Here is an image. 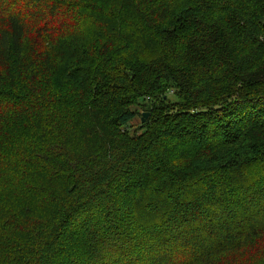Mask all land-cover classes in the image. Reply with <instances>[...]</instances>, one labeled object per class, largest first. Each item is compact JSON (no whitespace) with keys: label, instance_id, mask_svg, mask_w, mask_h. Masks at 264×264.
I'll list each match as a JSON object with an SVG mask.
<instances>
[{"label":"trees","instance_id":"16d2710c","mask_svg":"<svg viewBox=\"0 0 264 264\" xmlns=\"http://www.w3.org/2000/svg\"><path fill=\"white\" fill-rule=\"evenodd\" d=\"M0 264H264V0H0Z\"/></svg>","mask_w":264,"mask_h":264},{"label":"rangeland","instance_id":"374dc122","mask_svg":"<svg viewBox=\"0 0 264 264\" xmlns=\"http://www.w3.org/2000/svg\"><path fill=\"white\" fill-rule=\"evenodd\" d=\"M140 122H141V115L138 114L137 117L134 119L133 124L138 125V123H140Z\"/></svg>","mask_w":264,"mask_h":264},{"label":"water","instance_id":"95a60500","mask_svg":"<svg viewBox=\"0 0 264 264\" xmlns=\"http://www.w3.org/2000/svg\"><path fill=\"white\" fill-rule=\"evenodd\" d=\"M148 116H149V113L148 112H144L143 114H142V122H145L146 121V119L148 118Z\"/></svg>","mask_w":264,"mask_h":264}]
</instances>
